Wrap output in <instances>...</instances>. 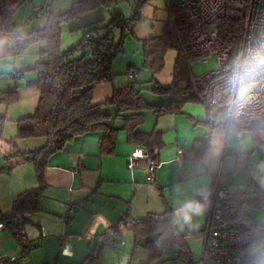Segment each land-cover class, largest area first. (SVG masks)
<instances>
[{
    "label": "crops",
    "instance_id": "obj_1",
    "mask_svg": "<svg viewBox=\"0 0 264 264\" xmlns=\"http://www.w3.org/2000/svg\"><path fill=\"white\" fill-rule=\"evenodd\" d=\"M38 10L40 13L36 14ZM47 10L40 2V8L30 9L25 18L28 20L32 12L35 15L32 21L24 23L17 16L18 11L13 21L25 30L39 28L45 23ZM168 18L165 0H147L142 5L141 19L131 34L124 32L121 51L113 59L112 78L95 84L92 104L103 102L116 88L130 83L137 87H150L154 81L165 87L171 84L177 50L165 51L158 72L142 66L143 40L161 35ZM121 36L122 32L115 30L113 41L119 42ZM46 48L45 41H38L14 59L0 62V92L16 90L18 95L15 102L0 101V214L11 211L20 192L38 185L33 163L19 153L38 149L47 139L18 137V120L33 115L37 108L40 91L27 83L37 76L33 68ZM134 68L138 70L136 79L128 76ZM13 70L18 72L14 76ZM141 94L152 105L169 101L167 95L147 89ZM104 112L110 116L109 123L117 127L123 124L121 118L114 117L117 112L114 103L107 104ZM121 114L129 111L124 109ZM144 114L138 128L158 132L162 140L154 180L147 181L143 166L132 170L127 167L128 155L139 145L128 141L125 130L118 131L112 152L100 151L101 131L76 136L48 158L46 187L39 197L38 208L25 213L28 222L22 226L34 247L19 264L27 260V264H79L96 235L117 223L125 212L129 211L133 217H146L164 213L167 205L174 209L182 207L209 189L215 180L228 194L264 189V150L256 148L248 136L243 137L245 133L229 126L228 108L213 115L202 102L190 100L176 113L155 115L151 108H146ZM179 149L185 152L177 159ZM77 166L79 169L75 171ZM71 206L74 211H70ZM245 209L246 206L243 210L250 215ZM16 254L14 235L0 229V260Z\"/></svg>",
    "mask_w": 264,
    "mask_h": 264
},
{
    "label": "trees",
    "instance_id": "obj_2",
    "mask_svg": "<svg viewBox=\"0 0 264 264\" xmlns=\"http://www.w3.org/2000/svg\"><path fill=\"white\" fill-rule=\"evenodd\" d=\"M146 1L135 0L133 10L128 16L116 11L109 13L108 17L99 14L79 21L77 19L83 18L87 12L101 6L109 7L117 0H77L64 12L55 13L47 10L42 27L25 30L23 25L13 21L15 13L25 0H0V27L4 28L0 31V62L14 59L35 42L47 43L46 50L42 52L41 58L33 68L37 76L27 83L40 91L37 108L33 115L18 120V137L43 136L47 139L44 146L19 153L24 160L33 163L38 185L20 192L13 200L11 211L0 214V221L7 226L20 227L28 222L25 213L38 208L39 197L46 187L44 174L49 156L62 150L76 136L101 131L100 151L112 152L116 145L117 133L123 129L126 131L128 141L144 147L151 157L157 159L158 149L162 145L159 133L145 132L138 128L145 119L144 109L151 108L155 115L176 113L181 110L184 102L197 100L191 84L189 65L192 59L191 28L185 25L171 1L167 0L170 6L169 18L162 34L142 42L144 56L142 66L158 72L163 66L165 51L171 48L177 50L171 84L165 87L154 81L150 87H137L135 83H130L125 87L116 88L112 96L103 102L91 103L95 84L103 79L112 78L113 59L121 51L124 32L131 34L133 27L141 19V8ZM245 16L244 7L232 6L217 20L219 38L228 48L231 60L235 58L240 46ZM67 20L78 21L71 29H80L82 35L79 42L62 49L61 25ZM115 29L122 32L117 43L113 41ZM17 73L14 70L11 72L13 76ZM143 89L154 94L167 95L168 103L159 105L148 103L141 94ZM17 97L16 90L0 92V101L7 104L15 102ZM111 103L117 107L114 117L123 120L121 126L117 127L108 122L110 116L104 112V107ZM124 109L128 110L129 114H121ZM229 126L238 131L251 130L255 147L264 150V122L251 121L240 124L230 122ZM216 188L215 180L209 189L201 192L190 202L193 204L192 208L201 209L206 218L213 199L219 196L215 193ZM222 197L233 205L235 214L232 223L236 229L244 235H249L252 240L264 236V225L258 224L243 210L246 205L264 207V189L257 187L252 192L227 193ZM180 218L181 216H175V209L169 205L166 206L164 213L146 217H133L127 211L117 223L96 235L86 257L79 264H98L103 247L116 246L121 240L123 229L132 233L135 249L142 247L148 251V260L143 264H157L154 261L165 254L169 244L176 247V259L186 263L193 262L187 237L202 236L204 228L198 231H182L177 225ZM256 229L261 230L258 236L251 233ZM0 264L19 263L0 260Z\"/></svg>",
    "mask_w": 264,
    "mask_h": 264
},
{
    "label": "built area",
    "instance_id": "obj_3",
    "mask_svg": "<svg viewBox=\"0 0 264 264\" xmlns=\"http://www.w3.org/2000/svg\"><path fill=\"white\" fill-rule=\"evenodd\" d=\"M167 3V0H165ZM182 17L186 26L191 28L190 48L191 63H207L214 59L215 67L204 74L195 75L191 69V84L194 95L211 114L228 108L230 122L240 124L251 121L264 122V77H261L247 102L240 105L232 103L235 96L232 77L237 64L248 56L252 50L264 41V0H169ZM232 6L245 8L243 32L238 52L230 59L228 48L219 38L217 20L225 15ZM168 10L170 6L167 3ZM170 11V10H169ZM40 11H36L39 14ZM3 26L0 31H3ZM138 70L130 69L128 76L136 79ZM184 149H179L176 158H181ZM143 166L147 181L152 182L159 166L157 159L150 156L142 146L135 147L128 155L127 167L132 170ZM77 166L74 170H78ZM216 196L211 203L202 235L203 252L197 264H259L264 261V245L259 254L251 256L246 253L247 246L253 242L249 235H244L233 226L235 214L233 205L222 195L227 194L225 187L217 184ZM80 205V203H78ZM75 207L71 206L70 211ZM0 229L11 232L16 241L18 254L9 257V261L18 263L29 255L34 247L23 227H9L0 221Z\"/></svg>",
    "mask_w": 264,
    "mask_h": 264
},
{
    "label": "rangeland",
    "instance_id": "obj_4",
    "mask_svg": "<svg viewBox=\"0 0 264 264\" xmlns=\"http://www.w3.org/2000/svg\"><path fill=\"white\" fill-rule=\"evenodd\" d=\"M75 1L77 0H25V3L18 10L17 16L21 18V20H23V22L25 23L29 19L30 21L34 19L33 17L35 15L32 12L30 13L31 16L27 17L29 18L28 20H26L25 18L28 12H30V9L32 10L33 8H35V10H37L38 8H40V2H42L44 7H46L48 10L50 9L53 10L55 13H60L68 10ZM134 3L135 0H117V2L112 4L111 6L109 7L101 6L97 9L87 12L82 16L83 18L77 20L82 21L86 18L88 19L91 15H98V14H102L105 17H108L109 13L116 11L122 12L123 14L128 16L131 14L133 10ZM19 13H21V15ZM76 23H78V21L76 20L74 21L67 20L62 23L61 25L62 49H67L78 42L79 32L81 30L71 29L72 26ZM115 30L117 31L118 29ZM214 67H215L214 59H210L207 63H195V62L191 63V69L195 75L204 74L205 72H208ZM234 131H238V130L234 129ZM238 132L245 133L243 134V137L248 136L252 141V143L255 144L253 141V135L251 130L243 129ZM245 210L246 212L250 213L251 218L254 219L258 224L264 225V207H253L250 205H246ZM186 213L190 217L187 221H185L184 219ZM204 222H205V213L198 207H193L181 215V218L178 220L177 225L179 229L182 231H198L204 228ZM251 233L255 236H258L261 233V230L256 229L251 231ZM132 240H133L132 233L129 230H124L121 240L118 242L116 246L107 245L103 247L97 263L98 264L145 263L149 257L148 251L142 247L135 249L133 247L134 245ZM187 242L191 250L193 262L186 263L185 261L176 259L175 258L176 247L172 244H169L166 247L165 254L160 259L155 260L154 263L197 264L198 261L201 259L203 252L202 236L190 235L187 237ZM262 245H264V237H262L261 239H254L253 242L247 246L246 253L248 255L256 256L259 254ZM27 261H24L23 263L20 262V264H27Z\"/></svg>",
    "mask_w": 264,
    "mask_h": 264
},
{
    "label": "clouds",
    "instance_id": "obj_5",
    "mask_svg": "<svg viewBox=\"0 0 264 264\" xmlns=\"http://www.w3.org/2000/svg\"><path fill=\"white\" fill-rule=\"evenodd\" d=\"M261 77H264V41L248 56L244 57L242 62L237 64L231 81L235 91V96L231 102L240 105L246 103ZM188 207L190 208L191 205ZM189 218L186 213L185 221Z\"/></svg>",
    "mask_w": 264,
    "mask_h": 264
},
{
    "label": "water",
    "instance_id": "obj_6",
    "mask_svg": "<svg viewBox=\"0 0 264 264\" xmlns=\"http://www.w3.org/2000/svg\"><path fill=\"white\" fill-rule=\"evenodd\" d=\"M191 205V207L189 208L188 206ZM193 204L192 203H187L186 205L176 208L175 209V216L176 217H180L183 213L187 212L188 210H190L192 208Z\"/></svg>",
    "mask_w": 264,
    "mask_h": 264
}]
</instances>
